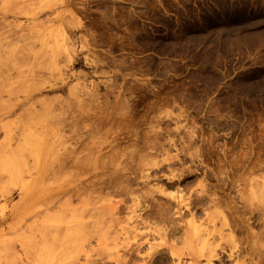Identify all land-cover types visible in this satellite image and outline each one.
<instances>
[{
	"label": "rangeland",
	"instance_id": "obj_1",
	"mask_svg": "<svg viewBox=\"0 0 264 264\" xmlns=\"http://www.w3.org/2000/svg\"><path fill=\"white\" fill-rule=\"evenodd\" d=\"M0 264H264V0H0Z\"/></svg>",
	"mask_w": 264,
	"mask_h": 264
},
{
	"label": "bare ground",
	"instance_id": "obj_2",
	"mask_svg": "<svg viewBox=\"0 0 264 264\" xmlns=\"http://www.w3.org/2000/svg\"><path fill=\"white\" fill-rule=\"evenodd\" d=\"M29 100L32 101V98ZM21 190H22V197L20 198V201L17 204L10 205L9 206L10 208L8 206L6 207L9 209L10 215L7 216L9 213L5 212L4 217H3L4 220L2 221V223H5L8 219L14 220L16 223L15 230H17V231H18V229L20 230V229H24V228H29V226H27V223L31 220V218L38 217V214L36 212H33V213L31 212V205L32 204H31L30 193H29V191H27L28 190L27 186L22 187ZM6 197H7V195L2 194V198H6ZM13 231H14V229H13ZM193 232H194V235L196 236L197 233H196L195 229Z\"/></svg>",
	"mask_w": 264,
	"mask_h": 264
}]
</instances>
